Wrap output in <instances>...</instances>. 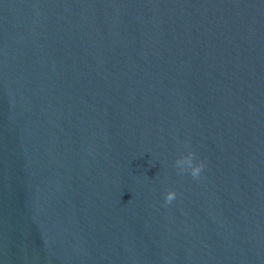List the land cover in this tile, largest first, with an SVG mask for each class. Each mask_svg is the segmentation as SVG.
<instances>
[{
  "label": "water",
  "instance_id": "water-1",
  "mask_svg": "<svg viewBox=\"0 0 264 264\" xmlns=\"http://www.w3.org/2000/svg\"><path fill=\"white\" fill-rule=\"evenodd\" d=\"M0 264H264V0H0Z\"/></svg>",
  "mask_w": 264,
  "mask_h": 264
},
{
  "label": "clouds",
  "instance_id": "clouds-1",
  "mask_svg": "<svg viewBox=\"0 0 264 264\" xmlns=\"http://www.w3.org/2000/svg\"><path fill=\"white\" fill-rule=\"evenodd\" d=\"M194 156L195 155L193 153L188 152L185 157L176 161V167L179 173L183 174L188 172L193 179H199L204 169V164L202 162H198L193 165L191 161ZM174 199L175 193L169 192L165 197V203H171Z\"/></svg>",
  "mask_w": 264,
  "mask_h": 264
}]
</instances>
